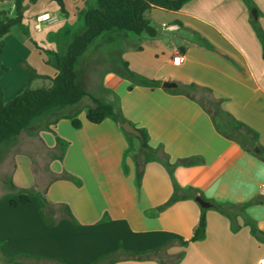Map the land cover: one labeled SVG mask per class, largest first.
<instances>
[{
	"label": "crops",
	"instance_id": "obj_1",
	"mask_svg": "<svg viewBox=\"0 0 264 264\" xmlns=\"http://www.w3.org/2000/svg\"><path fill=\"white\" fill-rule=\"evenodd\" d=\"M63 1L66 13L52 0L28 4L23 27L14 26L0 37V66L8 69L0 81L6 102L28 87L41 89L51 83L32 80L25 65L39 77L54 78L57 70L48 64L47 52L66 55L75 36L84 31L81 14L89 0ZM8 3L2 2L0 11L12 16L14 5L8 9ZM251 3L253 7L245 0H192L176 12L154 9L150 18L155 37L131 35L116 48L95 51L161 83L156 88L134 85L116 68L105 70L97 84L84 79L92 96L111 104L137 130L147 131L149 146L161 148V160L144 166L139 183L135 153L140 140L134 137L131 151L126 132L113 119L89 122L90 98L72 114L80 128L62 117L52 122L51 131L40 130L45 159L34 155L31 146L19 148L21 134L0 149V252L26 263L25 257H35L96 264L120 252L122 259L113 264H264V162L225 136L226 124L214 121L199 98L162 86L173 82L207 89L236 120L257 132L264 147V46L256 30L264 33V0ZM45 13L57 22L37 29L36 17ZM178 53L185 58L182 64L174 62ZM57 137L66 143L62 159ZM187 158L201 162L175 165ZM188 190L198 193L188 196ZM22 191L36 194L29 203L12 208L10 201H18ZM175 196L179 199L167 205ZM197 197L211 206L203 207ZM42 198L54 227L43 221ZM210 201L228 204L226 213ZM203 214L205 236L192 241ZM125 252L147 255L126 258Z\"/></svg>",
	"mask_w": 264,
	"mask_h": 264
},
{
	"label": "trees",
	"instance_id": "obj_2",
	"mask_svg": "<svg viewBox=\"0 0 264 264\" xmlns=\"http://www.w3.org/2000/svg\"><path fill=\"white\" fill-rule=\"evenodd\" d=\"M4 1H11L14 5L13 15L10 16L8 11H0V37H4L10 33L14 26L23 27L25 13L28 10V4L35 5L40 0H0V4ZM57 3L62 13H66L65 3L63 0H53ZM192 0H89L86 10L82 12L84 18L85 29L82 33L75 36L66 55H61L55 52H47L51 59L48 64L57 70V75L54 78L39 77L35 70L30 66L25 65L31 79L43 78L51 81V87L32 89L28 87L18 96L9 102L5 101V92L0 82V149L3 146L15 142L18 137L25 131L29 130L32 123L42 117L56 114L58 110L66 107H76L81 104L85 98H90L93 105L88 108L87 120L93 124H100L104 120L110 118L117 122L121 127L128 121L124 118L120 111L107 103L104 99L92 96L85 87L84 73L79 72L78 66H81L88 59L87 54L93 53L100 49H112L118 47L120 43L128 39L129 36L155 37L157 34L156 28L152 23L150 14L152 10L157 9L165 12H176ZM249 7L254 5L251 0H245ZM257 34L260 37L264 46V33L260 28L256 27ZM1 51V50H0ZM90 57V56H89ZM82 61V62H81ZM116 71L123 78L131 81L134 85L146 86L151 88L161 87V83L155 80H149L133 72L129 64L123 60H116ZM8 69L0 66V81L2 76ZM133 87H129L132 90ZM199 87L195 84L178 86L176 88H165V90L174 94L185 95L192 100H196V96L190 91L198 90ZM205 90V89H204ZM206 91H208L206 89ZM200 104L209 112L215 121L217 117L226 124V130L222 133L230 139L241 142L243 147L251 152L254 156L264 162V147L259 143V135L250 127L236 120L222 106V100L214 99L210 103L214 106L217 113L214 115L207 108L202 100ZM63 117L72 120L75 128L81 127V122L77 115H64ZM58 120V119H57ZM48 123L44 129L51 131ZM142 134L140 141V150L135 153V160L138 168V182L140 183L143 177L144 166L156 160H161L159 157V149H153L149 146V135L146 130L138 129ZM130 143L131 151H135L133 144L134 136L126 133ZM57 148L60 150V159L63 158L66 149V143L57 137ZM258 149L256 152L255 149ZM166 156V160H167ZM201 162L199 158H187L179 160L175 165L193 166ZM165 165L171 169L174 166L166 161ZM67 180L74 181L79 184L80 181L69 174L63 176ZM188 196L195 197L197 190H188ZM34 191H22L18 201L11 200L12 208H17L21 204L30 202L31 196L35 195ZM187 197V196H186ZM178 196L173 197L167 204H172L178 200ZM43 209L41 216L43 221L49 226L54 227L56 221L46 215L44 208L49 204L46 199L42 198ZM213 207L219 211L226 213L228 204H221L210 201ZM66 212L71 220L76 223L69 209ZM207 221L203 214L199 225L194 231L192 241H199L204 238L206 233ZM126 258H142L146 253L125 252ZM28 263L21 259H9L0 252V262H8L12 264H63L61 260H51L45 258L25 257ZM122 259L120 252H114L102 257L96 264H113Z\"/></svg>",
	"mask_w": 264,
	"mask_h": 264
},
{
	"label": "rangeland",
	"instance_id": "obj_3",
	"mask_svg": "<svg viewBox=\"0 0 264 264\" xmlns=\"http://www.w3.org/2000/svg\"><path fill=\"white\" fill-rule=\"evenodd\" d=\"M53 2L57 5V3L55 1H53ZM12 4L13 3L11 1H9V3L7 4V8L9 9L12 6ZM86 58H90V61L89 60L85 61V63L82 66L80 64L77 68L79 70V72L84 73L86 81L90 80V81L94 82L95 84H97V82H99L100 75L105 70L116 68V65H115L116 58L113 56L109 57L108 55L105 54V56L102 57V55L100 56L98 52L93 51V53H91V54L88 53ZM50 86H51V83H45V85H43V87H45V88H48ZM190 92L192 94H194L197 98L202 100L205 103V105L207 106V108L209 110H211V112L214 115H216L217 111L214 108V106L210 103L214 99L212 98V96L207 91H205L203 89H198V90H194V91L192 90ZM89 101H90L89 98H85L82 101V103L76 107L62 108V109L58 110V112L56 114L45 116V117H42V118L35 120L32 123V125L30 126L29 130L22 133V135L20 137L21 146L19 148L21 149V147H22V149L25 150L31 146V151H33L34 155H36V153L38 152L39 156L40 157L42 156V159H45V157L43 156V153H42V152H45L43 150L44 146L42 145L41 140L39 138L40 130L44 129V127L48 123H52L53 121H57V119L62 118L64 115H72L74 113V111L82 109L87 103H89ZM217 119L220 120L219 117H217ZM9 164H10L9 165V169H10V167L13 165V162L11 161V162H9ZM9 172H8L7 176H9Z\"/></svg>",
	"mask_w": 264,
	"mask_h": 264
},
{
	"label": "water",
	"instance_id": "obj_4",
	"mask_svg": "<svg viewBox=\"0 0 264 264\" xmlns=\"http://www.w3.org/2000/svg\"><path fill=\"white\" fill-rule=\"evenodd\" d=\"M255 12V11H254ZM162 86L164 87V88H176L177 87V84H175V83H173V82H165V83H163L162 84ZM123 129H124V131L126 132V133H128L129 135H132V136H134L135 138H137L138 140H142V134L140 133V131L139 130H137L135 127H133L130 123H125V124H123ZM256 151H257V149H256ZM196 200H197V202H199L203 207H206V208H208V207H210L211 205L209 204V203H207V202H205L203 199H201L200 197H197L196 198Z\"/></svg>",
	"mask_w": 264,
	"mask_h": 264
},
{
	"label": "built area",
	"instance_id": "obj_5",
	"mask_svg": "<svg viewBox=\"0 0 264 264\" xmlns=\"http://www.w3.org/2000/svg\"><path fill=\"white\" fill-rule=\"evenodd\" d=\"M36 22H37L36 28L40 29L43 23H46V22H51V23L52 22H57V18L53 17L49 13H45V14L37 16L36 17ZM165 28L173 30L176 27L165 25ZM184 60H185V58H184V56L181 53H178L177 56L174 58V62L176 64H182L184 62Z\"/></svg>",
	"mask_w": 264,
	"mask_h": 264
}]
</instances>
